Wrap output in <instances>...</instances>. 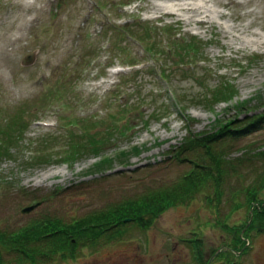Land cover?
<instances>
[{
	"label": "rangeland",
	"instance_id": "rangeland-1",
	"mask_svg": "<svg viewBox=\"0 0 264 264\" xmlns=\"http://www.w3.org/2000/svg\"><path fill=\"white\" fill-rule=\"evenodd\" d=\"M168 1L198 11L152 7ZM23 2L0 0V130L12 125L17 139L0 154L3 228L46 213L82 216L165 185L193 166L173 158L187 131L204 137L264 114V0ZM191 39L197 49L185 52ZM226 81L233 97L215 101ZM263 142L264 119L218 143L234 166L219 195L207 184L147 229L126 225L120 239L42 264H264L262 162L241 156L247 143ZM72 144L81 151L64 163ZM103 156L113 169L86 176ZM12 256L3 252V264H14Z\"/></svg>",
	"mask_w": 264,
	"mask_h": 264
},
{
	"label": "trees",
	"instance_id": "trees-1",
	"mask_svg": "<svg viewBox=\"0 0 264 264\" xmlns=\"http://www.w3.org/2000/svg\"><path fill=\"white\" fill-rule=\"evenodd\" d=\"M196 45V42L191 39L185 43L183 50L193 51L197 49ZM231 88L228 81L223 82L213 91L214 100H230L233 97ZM255 116L251 119L248 116L237 119L236 123L239 120L241 122L234 126L228 124L215 131H205L204 137H194L193 131L190 130L191 134L187 131L188 134L181 145L172 147V151L175 152L173 158L189 160L193 166L165 185L149 187L140 193H132L133 195L108 202L82 216L70 219L46 213L16 228L7 229L0 226V264H3V252L13 254L11 259L14 264H42L55 258L73 259L83 246L92 248L122 238L126 225L133 224L142 229L149 228L159 214L172 206L192 199L207 184L213 185L215 193L219 195L221 181L229 174L227 169L234 166L228 160L224 147H218V143L226 139L238 138L247 134L252 127H258L264 119V114ZM10 126L11 128L0 130V139L4 141L0 143V154L3 155L8 153L10 142H17V139L12 137L13 127ZM56 140L54 136L49 137L46 139V144ZM89 142L94 154H99L100 148L95 144L98 140L90 139ZM80 151V148L72 144L70 151L62 154V161L74 162L72 155L79 154ZM121 154L125 152L122 151ZM243 154L246 155L243 156ZM241 156L243 160L253 158L262 162V173L260 172L259 176L261 181L263 180L261 185L264 184V142L255 147L247 143L243 146ZM40 159L45 160L44 157ZM111 161L108 156L101 157L85 175L107 174L113 169ZM107 164L110 165L106 166ZM42 200L44 197L34 198L33 202L41 203ZM263 215L264 211H260V216Z\"/></svg>",
	"mask_w": 264,
	"mask_h": 264
},
{
	"label": "bare ground",
	"instance_id": "bare-ground-1",
	"mask_svg": "<svg viewBox=\"0 0 264 264\" xmlns=\"http://www.w3.org/2000/svg\"><path fill=\"white\" fill-rule=\"evenodd\" d=\"M25 4L31 3L32 0H23ZM158 6L161 9H164L166 13H173L175 11H184V12H190L194 13L195 11H198V7L194 4L189 5L185 3H179V2H164V3H156L155 5H152V7Z\"/></svg>",
	"mask_w": 264,
	"mask_h": 264
},
{
	"label": "water",
	"instance_id": "water-1",
	"mask_svg": "<svg viewBox=\"0 0 264 264\" xmlns=\"http://www.w3.org/2000/svg\"><path fill=\"white\" fill-rule=\"evenodd\" d=\"M34 60V53L31 52V53H28L27 55H25L23 58H22V64L23 65H26V64H30L32 61ZM38 204H35V205H29V206H26L22 209V212L23 213H27V212H30L31 210H33Z\"/></svg>",
	"mask_w": 264,
	"mask_h": 264
}]
</instances>
